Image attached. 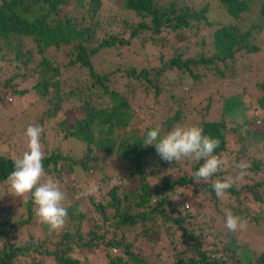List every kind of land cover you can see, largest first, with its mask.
Listing matches in <instances>:
<instances>
[{
	"label": "trees",
	"instance_id": "trees-1",
	"mask_svg": "<svg viewBox=\"0 0 264 264\" xmlns=\"http://www.w3.org/2000/svg\"><path fill=\"white\" fill-rule=\"evenodd\" d=\"M212 7L218 15L210 18ZM136 44L144 54L160 48L159 60L131 61L128 51L136 52ZM236 54L264 69V0H197V6L186 0H0V139L40 125L44 179L56 180L68 199L65 225L50 230L30 197L11 196L0 212V264H41V258L79 264L78 254L98 245L120 250L107 264H150L137 252L136 237L154 244L174 232L187 245L169 261L153 264H264V154H257L264 149V73L247 74V81L260 76L258 94L235 90L222 97L212 117L191 123L179 108L180 98L225 79ZM8 94L19 115L7 112ZM167 96L178 99L172 114L167 106L160 112L166 113L162 135L177 122L220 140L215 154L229 166L212 180L234 179L224 197L216 196L211 180L192 179L203 161L166 162L154 145H144L147 131L159 123L151 120L153 110ZM147 112L148 119L140 116ZM23 139L14 148L7 138L0 140V195L10 188L14 159L27 150ZM115 156L126 166L124 174L104 172ZM241 161L250 165L243 178L235 167ZM91 171L102 173L100 183L113 182L105 195L90 194V208L84 210L74 194L80 180L95 178ZM248 196L252 204L245 206ZM15 199L17 218L11 215ZM195 202L200 208L216 206L217 214L231 211L247 221L246 229L214 234L210 222L216 214L203 209L208 226H199L187 208ZM127 233L134 240H127Z\"/></svg>",
	"mask_w": 264,
	"mask_h": 264
},
{
	"label": "rangeland",
	"instance_id": "rangeland-1",
	"mask_svg": "<svg viewBox=\"0 0 264 264\" xmlns=\"http://www.w3.org/2000/svg\"><path fill=\"white\" fill-rule=\"evenodd\" d=\"M161 1H170V0H161ZM187 3H193L197 6V0H186ZM212 13H208V17H212V16H217L218 15V10L215 7L211 8ZM137 51L136 52H132V51H128V54L131 58V61H135L137 60L138 62H146L149 65H154L158 60H159V49H154L151 52H149V54H144V51L146 52V50H144L140 45H135L134 47ZM132 52V53H131ZM165 58H167V56L169 54H167V56L165 54H163ZM164 58V59H165ZM258 61H252V62H248L247 59L243 58V56H240L238 54H236V58H235V62H234V67L232 71H225V79H223L221 82L220 81H216L214 82L211 86H209L208 88H206L205 90H200L195 92V94L191 95V97H186L184 96L183 98L179 99L180 105L179 108L181 110L182 115L184 116L185 120H190V122H196L198 121L201 117H212L214 115L217 114V110L219 109L220 105H221V100L223 96H227L228 94L234 93L236 92L235 90H237L238 92H241L240 90H242L243 94H248V95H255L258 94L259 92V88H257L255 86V81L256 78L260 77H254V78H250L247 81V77L250 73L252 72H258V73H264V69L262 67V65L258 66L259 68L255 69V65L257 66ZM254 66V67H253ZM186 83V82H185ZM10 98L9 100L7 98ZM244 98H247L245 95H243ZM177 99L176 97L174 98H169L168 96L165 97L163 103V106H157L155 107V109L153 110V115L154 117H152L151 120H155L157 118V122L158 125L162 128L163 124L162 121H160L162 118L165 117L166 113L165 111L160 114L161 110H163L164 107H168V115L172 114L174 111V106L177 103ZM3 100L6 101L7 105L6 108L7 112L12 116V115H19L21 112V109L17 110V102L13 101L14 97L12 95H5L3 96ZM22 101V100H20ZM20 101H18V103H21ZM138 102H141V99L138 100ZM166 102V103H165ZM210 102V104H209ZM15 103V104H13ZM136 103V102H135ZM146 104H149L146 101ZM170 104H172L171 107ZM208 104V105H207ZM16 106V107H15ZM29 105H27V107H29ZM205 106H209L207 109H205ZM16 109V111L14 110ZM4 111V110H1ZM11 112H15L11 113ZM159 113V114H158ZM150 112H147V114H140L141 117H144V115H147V119L150 117ZM8 115V114H7ZM1 117V116H0ZM4 118L7 119V116L4 115ZM146 118V117H144ZM5 128L8 127L9 122L5 121ZM177 122H175V124H173L172 126H176ZM12 127H8L6 132H9V130H11ZM25 138V133H21L20 130H17L14 134H6L4 135L0 140H3L5 138L8 139V141L10 142V146L11 148H14L17 146L18 143H23ZM48 138L50 137L49 135H47ZM69 140H73L75 141L74 138H68ZM254 140V139H253ZM27 141V140H26ZM77 144V145H76ZM76 147H79L80 144L78 142H76ZM260 144H258L259 146ZM66 146V145H65ZM73 147V146H72ZM74 148V147H73ZM257 154H264V149L260 148L259 153ZM114 159V160H113ZM113 162L108 165L105 169L104 172L107 174H111V173H116V174H124L126 171V166H124L122 164V162H120V159L117 158V156H115L113 158ZM119 159V160H117ZM165 169H167V164L164 166ZM263 168H264V162H263ZM176 170V169H174ZM174 173V172H173ZM91 175H93L95 178H87V179H82L85 178V175L82 176V180H80L79 184H80V189L77 191L75 198H82L79 199V201L81 203H83V208L84 210H88L90 207L89 203L87 202V197L90 195H85V191L88 189L89 185L91 183H94L97 186V190L94 194H92V196H94V199H97V197H99L100 195H105V191L106 189L109 187L110 183L113 182V180H109L107 183L108 184H102L100 183V181L98 180V178L102 175V173L100 171H96V172H92L91 171ZM177 175V172L174 173V176ZM82 190V191H81ZM80 191L83 193L80 194ZM5 193H1L0 195V200L3 201L4 204H0V212L1 209H3L4 206H6L7 204H10V200L9 198L12 196L10 194H6V192L9 193V189L8 191H4ZM13 197V196H12ZM74 198V196H73ZM178 201V199L172 198V200ZM16 200L12 201V206H16V211L14 213H12V217L13 218H17L19 216L20 213V209L17 208L16 205ZM66 201L68 202V199H66ZM73 201V200H72ZM252 199L250 196H248V201H245V206L251 205L252 203ZM197 203H192L191 206L188 205V209L192 208V213L195 214L196 216V220L199 223V226H201L202 222L203 225L208 226V222L207 221H202L203 220V215L205 214L203 213V209L205 210L206 213L211 214L214 213L216 214V219L213 222H210L211 226H213V229L217 230L214 234H216L219 230H222V232H224L227 227L226 225L221 227V223H224L223 221H220V219L222 220H226V212L228 211L227 209L224 210V213L222 214H217V207L216 206H209L207 208V206L204 208H200L199 206L196 205ZM183 206H187L185 203H183ZM89 207V208H88ZM200 214V218L197 217V215ZM224 216V219H223ZM38 220V218H36ZM31 230H35L36 225L31 226ZM42 233V230L40 229L37 234L38 236H40ZM23 234L21 232L17 233V236H22ZM133 238V234L131 233H127L126 234V239L127 240H134ZM137 240H135V244L138 245V250L137 252L140 253V256L144 257L146 259V261L150 264H153L154 261L160 259L162 261H169L171 259V255L176 252L177 250L180 251V249L182 247H185L187 245V242L182 239V236H179L178 233L174 232L172 235H161V237H159V239L156 241V243L151 244L150 242H147L146 239L142 236H138L136 237ZM135 238V239H136ZM262 247L264 248V240H263V244ZM137 250V248H135V251ZM120 250L117 248H104L102 247V245H98L94 250L89 249L88 252H83V253H79L78 257H79V264H107V260L109 258V256H113L115 254H119ZM159 253V255L157 256L156 254ZM85 254V256H84ZM39 257V256H38ZM30 258V257H29ZM31 259V258H30ZM32 260L34 262H39V259L36 257H33ZM31 260V261H32ZM52 262L49 261L46 258H41V264H51Z\"/></svg>",
	"mask_w": 264,
	"mask_h": 264
},
{
	"label": "clouds",
	"instance_id": "clouds-1",
	"mask_svg": "<svg viewBox=\"0 0 264 264\" xmlns=\"http://www.w3.org/2000/svg\"><path fill=\"white\" fill-rule=\"evenodd\" d=\"M42 132L43 128L38 124L27 126L25 131L27 150L13 161V171L7 177L10 186L8 194L21 199L30 197L40 222L48 225L50 230H59L65 225L68 215L65 206L66 194L56 180L44 179ZM143 143L145 146L154 145L158 155L166 162H179L182 159L203 161L192 173V179L197 183H207L211 180L212 188L219 198L224 197L234 184V179L230 177L212 180V177L229 166V160L215 154L220 140L205 135L199 126L177 125L162 135L161 127L156 125L147 131ZM235 167L238 170V177L243 178L250 165L241 161ZM96 190L97 186L91 183L85 195L94 194ZM226 227L232 232L244 230L247 221L227 211Z\"/></svg>",
	"mask_w": 264,
	"mask_h": 264
},
{
	"label": "built area",
	"instance_id": "built-area-1",
	"mask_svg": "<svg viewBox=\"0 0 264 264\" xmlns=\"http://www.w3.org/2000/svg\"><path fill=\"white\" fill-rule=\"evenodd\" d=\"M7 99L9 100L10 98L8 97Z\"/></svg>",
	"mask_w": 264,
	"mask_h": 264
}]
</instances>
